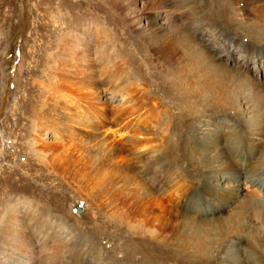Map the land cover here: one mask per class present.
Masks as SVG:
<instances>
[{
	"label": "rangeland",
	"instance_id": "374dc122",
	"mask_svg": "<svg viewBox=\"0 0 264 264\" xmlns=\"http://www.w3.org/2000/svg\"><path fill=\"white\" fill-rule=\"evenodd\" d=\"M208 1L213 9L218 10L221 0ZM159 2L161 0H0V210L8 200L21 209L25 208L23 201L35 200L60 214L68 233H89L95 238V252L88 255H80V251L72 253L81 259L77 264H149L150 254L147 257L143 250L147 245L151 246L153 256L158 253L160 264H264V203L257 206V200L249 197L250 193H256L252 187L255 181L249 177L245 179L239 172L231 176L234 171L249 173L264 168V141L259 139L264 138V116H261L264 105L258 103V89L248 81L253 73L257 82L263 79L264 55L259 54L255 60L254 55H251L252 59L246 58L241 47L221 46L209 29L200 31L199 36L208 45L206 53L212 61L228 67L246 64L248 67L237 69L240 79H218L217 87L206 85L195 89L192 100L200 108L205 122L197 127L194 145L190 146V120L185 111L179 113L172 103L173 97H184L185 100L190 86L170 70L173 60L154 59L149 35L152 28L146 25L149 16L155 13H160L158 23L168 16L179 21L190 15L172 2L166 8ZM237 6H242V2ZM115 25H118L117 29ZM231 26L238 40L243 39L246 43L247 36L244 35L247 32L238 22H232ZM61 35L84 40L75 50L90 48L92 52L97 40L103 60L97 62L94 53L88 58L92 61L90 65L95 77L91 87L85 85L86 79L76 76L80 70L76 61L79 54L66 45L71 40L62 42ZM113 37L119 42L117 49L131 42L137 59L149 54L150 58L145 62L138 60L136 64L120 48L112 54L108 50L102 52L107 44H112L109 42ZM108 52L114 61L107 56ZM123 58L127 62H123ZM93 86L99 88L96 100L101 101L107 118L118 115L114 123L112 121L99 130L102 134L106 128L116 129L114 135L117 137L124 129L132 134L137 126L135 120L140 119L143 128L134 131L133 140L141 138L147 122H150L144 117L152 114L151 119H154L156 113L166 110L179 122L174 136L168 138L172 150L164 152L160 148L162 166L151 163L146 172L134 173L131 187H135L136 179L154 192L156 198L139 208L129 226H122L120 233L114 226L117 219L113 217L114 202L108 200L111 199L110 192L121 183L115 174L96 171L87 164L86 158H80L72 141L54 129H47L40 138L43 145L52 147L57 154L55 173L45 167L39 169L34 155L26 149L33 119L28 109L36 100L45 97L48 89L53 88L61 95V100L67 97L69 102L81 101L82 96L94 91ZM197 101L207 105L200 107ZM95 106L93 111L99 109L98 105ZM25 109V117L18 119L17 114ZM160 136H163L160 131L144 135L142 142L150 147L141 148V154L154 150ZM121 138L125 139L124 136ZM204 139H218L223 143L224 148L219 150L222 159L219 157L215 162L210 159L209 162L203 158L204 147L200 144ZM234 139L238 145L236 151L230 153L224 144H230ZM210 168L216 177L213 182L206 175ZM114 177L116 182L112 183ZM169 202L176 207L175 224L164 228L162 242L146 243L140 238L146 229L145 222L152 220L160 207L169 205ZM77 205L81 207L79 211L75 210ZM90 211L96 215L105 212L104 219L108 224L105 232L84 230L94 223ZM133 231L141 233L135 234L140 247L136 251L129 241L124 243ZM14 241L20 243L15 236L8 235V242ZM118 244L120 249L124 248L123 252L118 249L114 255L106 253ZM24 253L30 255L32 264H66L64 256L68 255L62 247L49 252L28 248V252L22 251L21 254Z\"/></svg>",
	"mask_w": 264,
	"mask_h": 264
},
{
	"label": "bare ground",
	"instance_id": "6f19581e",
	"mask_svg": "<svg viewBox=\"0 0 264 264\" xmlns=\"http://www.w3.org/2000/svg\"><path fill=\"white\" fill-rule=\"evenodd\" d=\"M171 2L175 4L178 9L188 13L190 17L183 18L179 21H173L171 20V16H168L163 18V22L158 23L157 18L160 16V13H155L149 16L146 25L151 26L152 28L149 35L151 36L150 49L154 59L160 61L162 58H166L169 62L173 60V63L171 62L172 65L170 70L177 78L184 79L188 84L187 86H190L189 92L187 90L185 93V100H183L184 97H173L172 103L174 104L173 108L179 113L185 111L186 118L190 120L189 127L191 128V134L189 145L192 146L194 145V134L197 127H200L205 122V118L200 115V108H198V105L192 100L195 89L206 85L217 87L219 86L216 84L218 83V79L230 80L233 78H239L240 75L237 69L242 70L243 68L248 67L247 64L245 66L237 65V68L236 66L228 67L227 65L219 64L214 60L212 61L208 56L209 54L206 53L209 51L208 45L202 42V38L199 36L201 34L200 31L209 29L212 32L215 41L220 42L221 46L228 45L230 47H241L242 52L245 53V57L247 56L252 59L253 56L251 57V55H254L255 60L259 54L262 53L264 55V46H259L260 44L264 45V0H221L218 4V10L213 9L208 0H161V3H159L162 7L166 8V5L171 4ZM240 2H242V6H237ZM142 14L143 13L141 12L140 15ZM236 15H240L238 16L239 18ZM232 22H238L240 28L247 32V35H244L247 36L246 43L243 42V39L238 40V37L232 33ZM117 26L118 25H115L116 29ZM138 30H140V27ZM141 30L143 29L141 28ZM60 39L65 43L71 40L70 43L66 45L73 48V52L75 51L79 54V56H76V61L80 70L76 76L79 79H86L85 85L91 87L95 82V77L93 74L94 69L90 65L92 64V61L90 62L88 58L94 53L97 62H102L103 60L101 58L102 56L97 40L94 43V50L91 52L90 48L75 50L78 43L84 41L81 38L78 41L75 40V38L69 39L64 37V35H61ZM109 43L112 44H107L108 46L103 48L104 50H102V52L108 50L112 51L110 52L112 54L115 53V51L117 52L120 48L119 50H122L125 56L129 55L128 57H131L132 62L136 64H138V60L145 62L146 59L150 58L149 54L142 55V58L140 57L137 59V56H134L133 54L134 48L132 47L133 45L130 44L131 42L124 43L123 46L118 49L119 42H117L115 38L112 42L110 40ZM115 55L118 56V54ZM107 56L112 59L111 61H114L113 55H109V52ZM246 58L245 62H248ZM123 62H127L125 58H123ZM248 81L253 87L258 89V103H263L264 105V76L261 81L258 80L257 82V78L253 73L250 75ZM44 85L46 86L47 84ZM98 90V86L94 87V91H89L86 96H82L83 99L81 98V101L76 98L77 100L74 99L73 102H69L67 97L61 100V95H58L53 88L48 89L46 96L36 100L33 103L34 106L28 109V113H31L33 119L31 121L32 130L29 136L30 140L26 149H29V152L34 155V161L39 169L45 167L48 171H54L55 173L57 169L54 166V161L57 154H54L55 151L52 147L43 145L40 138L42 134H45L47 129H54L64 138L71 140L72 147L75 148L80 158H86L87 164L94 167L96 171H104L105 173L110 171V175L115 174L116 178H119L121 183L115 186L113 191L110 192L112 195H110L111 199L108 200L114 202V204L112 203L114 205L113 217L117 218L115 219L116 224L114 226L115 230L120 233L122 226L126 225L125 228L129 226L132 216L138 213L139 208L156 198L154 192L149 191L144 184L136 179L135 187H131V180L134 173L146 172L147 167H149L151 163L159 164L160 167L162 166V149H164V152L172 150V145L168 143V138L170 139L171 136H174L179 122L175 115L169 114L166 110L159 114L156 113L154 119H151L152 114L151 116L147 115L144 117V119L149 118L150 122H147L145 133L142 134L141 138L133 140L136 135L134 131H140L143 128L139 123L143 122V120L140 121V119L135 120L137 126L134 127L132 134H129V130L124 129L122 130L124 132L120 134L118 138L117 135H114L117 132L114 128L112 130L106 128V132L102 134L99 130L112 121L114 123L118 115L115 114L111 118H107L101 101L99 103L98 100H96L99 98ZM197 102L200 107L207 105V103L203 104L202 101ZM95 105H98L99 109L93 111V106ZM257 111L258 110H256V112ZM25 112L27 113L26 109L21 113H18V119L25 117ZM261 116H264V113H262ZM162 120L165 121L164 125H162ZM130 121L131 120L124 121V123H129ZM120 123L126 127L124 123ZM157 131H160V135L162 134L163 136H160L158 143L154 145L155 149L146 153L151 155L144 157L146 154H141V148L146 150L150 146H146L142 142L143 136L147 134L153 135ZM122 136H124L125 139L121 138ZM83 137H86V139L83 140ZM259 139L264 141V138ZM214 141L215 143L213 144ZM200 145L204 147L202 153L205 160H208L209 162L212 160L215 162L219 157L222 159L221 156L223 155L219 150L224 148V146L223 143H219L218 139L212 141L204 139ZM224 145L228 146L229 152L231 153L236 151L235 148L238 144L234 139L231 140L230 144L225 143ZM161 147L162 149H160ZM211 171L210 168L206 171V175L213 182L216 177L212 175ZM243 171L244 170L234 171L231 176L234 177L236 173L239 172L244 174L245 179L249 177L250 180L255 181L252 183V187H254L253 191L256 190V193H250L249 197L257 200V206H262L264 203V168H257L249 173ZM170 174L173 175V173ZM114 180L115 177L113 178L112 183ZM34 201L35 200L23 201V206L25 207L22 208L23 211L20 206L17 207L15 204H10V200L6 201L1 207L0 264H32L30 255L26 253L21 254L22 251L28 252V248H36L37 251L49 252L53 251L56 247H62L65 249V252L68 253V255L64 257L70 259L69 262L65 259L66 264H77L81 261L80 258L77 259V256L71 255L74 252L80 251V255L84 253L88 255L91 251L95 252V238L93 239L89 236V233L83 231L75 234L68 233L67 230H65L67 229L66 224L62 221V216L60 214L53 212V209L50 207ZM173 202H169V205L164 206H161V203H158L159 206H161L159 213L153 217L152 220H148L150 222L146 221L144 224L146 229L141 232L143 233V237H140L143 241L146 243L148 241L155 243L163 241L165 233L164 228L168 224L174 225L176 221H173V216L177 213ZM262 208L264 209V206H262ZM90 212L92 213L91 217L94 223L91 225V228L85 227L84 230L100 231V233L105 232L108 228L107 220L104 219L105 212L100 213L99 215H96V212ZM115 230L114 232H116ZM146 232H148V234H146ZM141 233L140 231L130 232V236H127L129 238L125 239L124 243L129 241L133 246V251H136L139 244L135 234ZM10 234L15 236V239L20 243L15 241L8 242V235ZM21 235L23 237H21ZM3 244H6V247L3 246ZM118 245L110 248L106 253H112V255H114V252L121 247ZM123 249L124 248L120 250L123 252ZM143 250H145L144 255H147V257L150 254L147 259L149 264H160L158 253L153 256L151 254L153 250L150 245L143 247ZM155 250H157V248ZM114 260H117V258ZM44 261L47 262V260ZM49 263L51 262L49 261Z\"/></svg>",
	"mask_w": 264,
	"mask_h": 264
},
{
	"label": "water",
	"instance_id": "95a60500",
	"mask_svg": "<svg viewBox=\"0 0 264 264\" xmlns=\"http://www.w3.org/2000/svg\"><path fill=\"white\" fill-rule=\"evenodd\" d=\"M80 209H81V207H80L79 205H77L76 208H75V210H78V211H79Z\"/></svg>",
	"mask_w": 264,
	"mask_h": 264
}]
</instances>
